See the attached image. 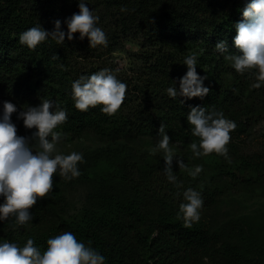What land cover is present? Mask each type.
Instances as JSON below:
<instances>
[{
    "label": "trees",
    "instance_id": "obj_1",
    "mask_svg": "<svg viewBox=\"0 0 264 264\" xmlns=\"http://www.w3.org/2000/svg\"><path fill=\"white\" fill-rule=\"evenodd\" d=\"M85 2L99 17L97 26L107 36L106 47L91 48L87 37L81 40L76 33L71 41L65 38L63 44H57L49 38L31 50L18 42L19 35L37 24L51 32L55 20H60L61 30L67 32L64 21L78 13L77 0H0L1 110L4 101L15 104L17 113L11 119L17 134L31 137L35 129H26L17 119L18 112L21 107L38 105L41 98L52 100L68 114L66 123L56 130L73 144L72 152L83 156L78 164L81 175L65 180L57 172L53 191L30 209L33 219L20 230H12L14 218L0 221V231L8 229L0 242L22 246L31 238L44 250L48 238L70 231L86 245L90 240V247L106 258L105 264H264V224L253 226L249 217L239 218V243L234 244L223 242L217 232L204 225L185 227L183 219L177 218L179 204L184 202L182 194L188 188L201 194L204 203L200 213L214 205L227 188L233 187L236 193L238 186L264 192L260 186L261 156L242 155L237 149L249 127V116L258 113L249 102L255 93V80L248 73H237L224 59L225 54L214 47L224 41L230 53L238 54L233 44L234 25L242 21L247 0ZM126 44L135 45L132 56L139 74L131 86L133 91L127 88L120 109L114 115L102 113L99 106L77 110L72 82L105 69L98 61ZM54 54L59 59L53 60ZM192 54L197 58L198 75L207 76L203 83L210 92L203 98L172 99L166 90L170 86L179 89V78L187 71L184 59ZM116 78L126 82L124 77ZM196 106L221 111L236 123L227 159L214 153L201 157L192 153L189 145L198 138L192 135L187 114ZM160 124L165 125L175 155L172 171L176 184L164 174V153L153 151ZM90 134L98 143L83 146L81 140ZM173 143L188 151L174 148ZM177 159L191 169L195 166L190 160L202 163L201 176L192 177L179 169ZM248 174L255 179L247 178ZM202 178L209 181L203 184ZM83 182L90 183L94 191L82 211L66 216L61 209L67 189ZM49 217L55 221L38 229L37 225Z\"/></svg>",
    "mask_w": 264,
    "mask_h": 264
},
{
    "label": "clouds",
    "instance_id": "obj_2",
    "mask_svg": "<svg viewBox=\"0 0 264 264\" xmlns=\"http://www.w3.org/2000/svg\"><path fill=\"white\" fill-rule=\"evenodd\" d=\"M77 3L78 13H73L64 21L67 32L61 30V21L55 20L51 32L37 24L22 32L18 42L34 50L49 38L63 44L65 38L71 41L74 34L79 33L81 40L87 37L89 47H106L107 36L97 26L99 17L93 14L85 0H77ZM242 17V21L234 25L236 35L233 44L238 54L230 53L224 41L214 47L217 52L225 54L224 59L231 62L237 73H248L254 78L252 87L260 88L264 84V0H247ZM52 59L59 57L54 54ZM183 64L187 66V71L179 78V89L170 86L166 90L167 95L172 99L178 96L187 99L207 96L210 89L203 83L207 76L198 75L196 55L187 56ZM126 91L127 85L107 68L90 76L81 75L71 84L74 107L82 112L99 106L102 113L114 115L122 106ZM13 113H17V106L4 101L0 114V221L14 218V224L22 227L33 219L30 209L53 191L57 172L65 180L81 175L78 164L83 161V156L74 151L67 155L57 152L56 146L63 134L56 129L68 120L67 111L59 104L41 98L38 105L21 108L17 119L23 121L26 129H35L31 137L17 134V127L11 119ZM187 122L192 126V135L198 138L189 145L194 156L214 153L228 158L230 133L237 127L234 121L225 118L221 111H207L196 106L190 107ZM158 136L153 151L164 153V174L169 182L176 184L177 177L172 171L175 155L164 124H160ZM177 165L192 177L203 170L200 166L188 168L180 159H177ZM177 187L180 185L177 184ZM182 195L184 202L179 204L177 218L183 219L184 226L191 228L199 221V210L204 202L201 194L192 188L186 189ZM91 243L89 240L86 245L70 231L48 238L44 250L37 247L31 238L22 246L5 240L0 242V264H105L106 258L90 247Z\"/></svg>",
    "mask_w": 264,
    "mask_h": 264
},
{
    "label": "rangeland",
    "instance_id": "obj_3",
    "mask_svg": "<svg viewBox=\"0 0 264 264\" xmlns=\"http://www.w3.org/2000/svg\"><path fill=\"white\" fill-rule=\"evenodd\" d=\"M134 44H126L123 48L118 51L105 55L98 62H101L105 68H108L116 77L121 76L126 78L129 92L133 91L131 87L137 74H139V68L133 60V52L135 51ZM249 102L253 104L254 109L258 110L255 115H250V124L245 133L241 135L239 143H237V149L240 154H258L261 156V167L262 176L260 181L264 186V84L260 88L255 89L249 99ZM22 108V107H21ZM22 109H26L23 107ZM0 114L2 110L0 108ZM83 146H92L98 143V138L95 135H88L82 140ZM174 148L182 149L187 152L180 143H173ZM57 152L60 154H70L72 152L73 144H68L63 139L57 144ZM75 148V147H74ZM55 155V153L53 154ZM192 166H200L203 168L202 163H194L189 161ZM201 176V174L199 173ZM226 177H223L225 179ZM247 178L255 179L251 174L247 175ZM209 181L208 179L202 178L201 182L204 184ZM218 182V178L214 180ZM112 185L119 187L120 183H113ZM242 186V185H241ZM228 187V186H227ZM94 189L90 183H78L75 187L67 189L65 201L62 202V209L66 216H75L77 213L83 210L86 198L89 194L93 193ZM0 203L2 199L0 198ZM249 217L251 224L258 225L264 224V192H257L251 189H242L237 187V193L235 189L227 188L222 195L216 200V203L212 205L206 212L200 213V219L197 224L206 226L210 230L217 232L221 240L232 242L234 244L239 243V218ZM55 219L49 217L47 220L40 222L37 228L40 230L46 229L50 223L54 222ZM30 227V225H28ZM13 229L20 230L18 226H11ZM4 231H0V236L5 234Z\"/></svg>",
    "mask_w": 264,
    "mask_h": 264
}]
</instances>
